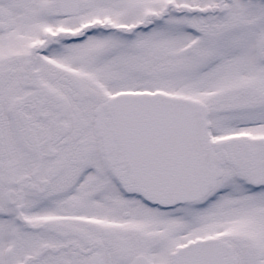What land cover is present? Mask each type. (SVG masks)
Segmentation results:
<instances>
[{
    "label": "snow or ice",
    "instance_id": "snow-or-ice-1",
    "mask_svg": "<svg viewBox=\"0 0 264 264\" xmlns=\"http://www.w3.org/2000/svg\"><path fill=\"white\" fill-rule=\"evenodd\" d=\"M0 264H264V0H0Z\"/></svg>",
    "mask_w": 264,
    "mask_h": 264
}]
</instances>
